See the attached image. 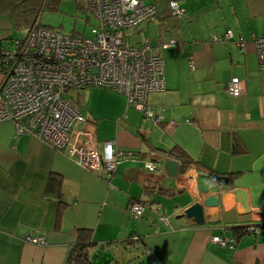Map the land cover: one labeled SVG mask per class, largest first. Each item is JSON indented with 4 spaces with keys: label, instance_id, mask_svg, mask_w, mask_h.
Returning <instances> with one entry per match:
<instances>
[{
    "label": "crops",
    "instance_id": "1",
    "mask_svg": "<svg viewBox=\"0 0 264 264\" xmlns=\"http://www.w3.org/2000/svg\"><path fill=\"white\" fill-rule=\"evenodd\" d=\"M145 1L158 10L147 26L160 31L146 41L179 43L161 47L166 88L147 97L163 120L146 119L114 92L121 102L100 105L97 92L81 109L94 117L100 145L114 140L118 150L133 152L121 157L111 179L33 135L16 136L12 122L0 121V264H76L68 260L80 240L93 243L88 251L96 264H264V233L234 231L264 223V66L252 41L264 33V0H176L186 8L183 17L170 14L173 0ZM13 21L9 10L0 13V42L14 35ZM228 29L230 41L212 40ZM233 77L244 80L237 97L226 88ZM86 91L79 89V99ZM175 145L196 164L182 171L180 159L155 149ZM165 158L180 162L178 176H168ZM147 162L160 168L150 171ZM201 172L208 174L209 193L202 191ZM52 173L61 177L63 206L46 194ZM231 174L229 184L214 178ZM208 195L218 205H204ZM136 200L147 205L139 219L129 207ZM197 202L204 205L203 224L185 215ZM132 233L140 243L129 240ZM29 234L46 243L27 242ZM213 236L238 244L218 245Z\"/></svg>",
    "mask_w": 264,
    "mask_h": 264
},
{
    "label": "built area",
    "instance_id": "2",
    "mask_svg": "<svg viewBox=\"0 0 264 264\" xmlns=\"http://www.w3.org/2000/svg\"><path fill=\"white\" fill-rule=\"evenodd\" d=\"M80 1L97 22L90 36L34 24L25 37L0 42V121L12 122L16 136L33 135L85 168L94 172L104 170L111 179L121 157L133 156V152L118 150L114 140H105L100 145L94 117L83 116L68 95L71 90L87 87L113 88L127 97L128 107L143 111L146 119L160 122L163 115L148 105L147 97L166 88L161 47L179 43L175 39L164 44L138 42L127 33L157 15V7L145 0ZM170 14L183 17L186 8L173 0ZM233 36V31L228 29L212 34V40L230 41ZM252 41L257 59L264 66V33L253 35ZM239 45L245 51V41H239ZM190 66L194 68L193 63ZM226 88L230 95L240 96L245 90L244 80L233 77ZM146 168L154 171L160 166L147 162ZM129 207L133 217L139 219L147 205L136 200ZM160 219L167 221L164 215ZM249 231L260 230L250 226ZM132 238L140 243L138 236ZM26 241L46 243L44 237L31 234ZM212 242L231 249L238 244L237 240L223 236H213Z\"/></svg>",
    "mask_w": 264,
    "mask_h": 264
},
{
    "label": "rangeland",
    "instance_id": "3",
    "mask_svg": "<svg viewBox=\"0 0 264 264\" xmlns=\"http://www.w3.org/2000/svg\"><path fill=\"white\" fill-rule=\"evenodd\" d=\"M26 5L22 8L19 17L21 22L17 23L13 21L11 38H23L33 26V24H41L54 29L61 30L66 33L71 32H85L88 36L91 35L93 25H96V20L91 17V14L84 10L83 1L80 0H26ZM90 17V18H89ZM148 25V22L141 25L140 28L128 30L127 33L131 34L135 41L145 42L147 38H158L159 26ZM152 42V41H151ZM89 92L95 91L92 96H88L89 92H81L82 96L79 99L78 91L71 90L68 98H71L80 109L85 110L87 106L95 102L97 92H100L98 103L102 104H117L120 101L117 94H111V92L118 93L113 88L108 87H90L86 88ZM103 91L105 93H103ZM88 94L86 95V93ZM125 98V97H124ZM126 106H127V99ZM149 122H151L149 120ZM150 124V123H149Z\"/></svg>",
    "mask_w": 264,
    "mask_h": 264
},
{
    "label": "trees",
    "instance_id": "4",
    "mask_svg": "<svg viewBox=\"0 0 264 264\" xmlns=\"http://www.w3.org/2000/svg\"><path fill=\"white\" fill-rule=\"evenodd\" d=\"M26 0H0V13L1 12H5L6 10L9 12H11L14 20L19 23L21 22V17H19V13H21L22 8L26 5ZM34 25V24H33ZM156 150L161 151L163 153L168 154V156H174L178 159L181 160L182 162V171H184L187 167L193 166L196 164V160H193L190 155L185 151L184 148H182L179 145H175L173 148L171 149H165L162 147H155ZM210 174H212V176L214 175L211 171H208ZM231 176V177H230ZM229 177L227 176H222V181H219L217 179L218 182H222L225 184H229L230 180H232V176L233 174H231ZM46 194L47 195H53L56 196L59 200L60 205H64L65 201H63V199L61 198L62 196V191H61V177L60 175H58L57 173H52L49 177L48 183H47V188H46ZM250 226H255L259 228V232L264 233V223H257V224H252V225H246V226H237L234 227V231L235 233H237L238 235H244L245 233L248 232H252L249 231V227ZM133 233L131 235V237H129V240L132 239L133 237ZM140 238V237H139ZM141 240V239H140ZM93 243L89 240V242L86 241H78L76 243V246L74 247V249L72 250V253L69 257L68 262H75L76 264H96L92 258H90L89 255V247L92 245Z\"/></svg>",
    "mask_w": 264,
    "mask_h": 264
},
{
    "label": "water",
    "instance_id": "5",
    "mask_svg": "<svg viewBox=\"0 0 264 264\" xmlns=\"http://www.w3.org/2000/svg\"><path fill=\"white\" fill-rule=\"evenodd\" d=\"M164 169L167 171L168 176L176 177L178 176L179 171H180V162L175 159L165 158L164 159ZM201 175L207 178V179H204L201 183L202 191L203 193H209L211 190V185H210V181L208 180V174L205 172H201ZM214 178L219 181H222V177L219 175H215ZM218 201L219 200L216 195H208L204 199V205L209 206V207L216 206L218 205ZM204 205L200 204L199 202L194 203L193 205H191L190 207L186 209L185 211L186 217L193 218L198 224H203L205 220Z\"/></svg>",
    "mask_w": 264,
    "mask_h": 264
},
{
    "label": "clouds",
    "instance_id": "6",
    "mask_svg": "<svg viewBox=\"0 0 264 264\" xmlns=\"http://www.w3.org/2000/svg\"><path fill=\"white\" fill-rule=\"evenodd\" d=\"M109 151H111V149H109Z\"/></svg>",
    "mask_w": 264,
    "mask_h": 264
}]
</instances>
